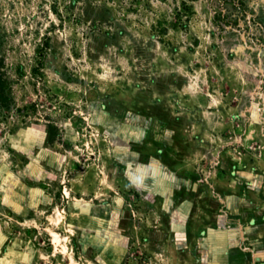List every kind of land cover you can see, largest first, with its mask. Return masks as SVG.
<instances>
[{
	"label": "rangeland",
	"instance_id": "obj_1",
	"mask_svg": "<svg viewBox=\"0 0 264 264\" xmlns=\"http://www.w3.org/2000/svg\"><path fill=\"white\" fill-rule=\"evenodd\" d=\"M0 56V264H213L235 208L264 264V0H0Z\"/></svg>",
	"mask_w": 264,
	"mask_h": 264
},
{
	"label": "crops",
	"instance_id": "obj_2",
	"mask_svg": "<svg viewBox=\"0 0 264 264\" xmlns=\"http://www.w3.org/2000/svg\"><path fill=\"white\" fill-rule=\"evenodd\" d=\"M141 169L146 170L149 174L153 175V180L165 191H173L175 193V189L179 186H182L184 183L178 178L176 173L167 172L163 168V166L153 160L149 164L141 166ZM151 177V176H150ZM152 178H148L151 180ZM137 177H135V184L137 188ZM157 189H155L156 191ZM159 190V189H158ZM161 192V191H160ZM169 199L170 193H168ZM189 201H186V203ZM186 203H183V208ZM221 211V210H219ZM217 212L218 217L211 220L210 223L205 224L208 230L203 231V238L196 236L194 240L196 243H199L203 246L204 254L208 258V254H211V261L217 264H251V260L248 259V250L246 249L250 243L251 234L256 231V227L258 225H250L246 223V213L243 211H238V209H233V211H229L228 209L222 210V215ZM185 214H183V221L185 220ZM239 216V217H237ZM180 220L179 217H174V221L178 222ZM206 223V222H205ZM184 226V225H183ZM196 226H198L196 224ZM191 232L194 234L195 231L191 227H189ZM197 228V227H196ZM187 229H183V244L184 241L186 244V233ZM257 239V237H256ZM192 245V244H191ZM186 255L183 259V264H189L190 259L193 258L195 253L191 249V251H185ZM184 257V256H183ZM205 259V260H206ZM213 263V264H215Z\"/></svg>",
	"mask_w": 264,
	"mask_h": 264
},
{
	"label": "trees",
	"instance_id": "obj_3",
	"mask_svg": "<svg viewBox=\"0 0 264 264\" xmlns=\"http://www.w3.org/2000/svg\"><path fill=\"white\" fill-rule=\"evenodd\" d=\"M11 89L5 72V61L0 56V112H7L11 104Z\"/></svg>",
	"mask_w": 264,
	"mask_h": 264
}]
</instances>
